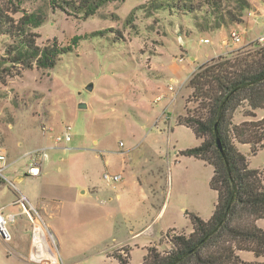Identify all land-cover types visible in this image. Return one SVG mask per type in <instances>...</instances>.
Instances as JSON below:
<instances>
[{
  "label": "rangeland",
  "instance_id": "obj_1",
  "mask_svg": "<svg viewBox=\"0 0 264 264\" xmlns=\"http://www.w3.org/2000/svg\"><path fill=\"white\" fill-rule=\"evenodd\" d=\"M151 2H112L83 19L52 9L48 0H25V11L46 17L34 28L40 45L54 39L68 45L77 35L107 30L80 40L53 70L6 63L11 42L0 36V150L12 162L5 170L11 183L1 185L0 196L46 194L48 212L41 214L55 236H34L29 216H18V229L8 224L11 240L0 237V264H118L114 254L126 248L130 264H141L146 248L161 236L160 248L171 246L169 230L191 232L187 210L211 218L218 201L211 186L214 167L182 154L201 140L177 119L185 112L193 70L213 48L226 51L222 38L232 27L201 32L186 15L151 11ZM249 17V26L235 28L242 35L237 45H264L258 39L264 35L262 11L254 6L245 24ZM206 37L211 42H203ZM180 57L182 62L175 60ZM81 102L87 106L80 108ZM244 110L236 112L235 123L247 119ZM67 125L72 140L57 141ZM238 148L250 167L264 173V148L256 155H249L248 144ZM37 149L48 153L43 173L28 175L29 153ZM106 172L122 178L108 184ZM257 224L264 229V219ZM241 256L249 264L256 260L252 252Z\"/></svg>",
  "mask_w": 264,
  "mask_h": 264
},
{
  "label": "trees",
  "instance_id": "obj_2",
  "mask_svg": "<svg viewBox=\"0 0 264 264\" xmlns=\"http://www.w3.org/2000/svg\"><path fill=\"white\" fill-rule=\"evenodd\" d=\"M24 1L0 0V36L11 42L5 58L11 65L53 70L80 40L104 36L107 32L77 35L68 45L60 44L57 39L40 45L34 28L43 25L46 17L25 11ZM48 1L54 10L88 19L109 3L125 0ZM254 6L252 0H152L149 9L186 15L199 31L213 32L245 24V15ZM139 8L130 12L127 23L132 22ZM19 13L22 15L16 18ZM191 34L193 29L188 35ZM187 87L190 93L185 112L177 122L191 128L201 143L182 154L214 167L211 186L218 193V201L210 219L187 210L191 232L169 230L165 236L171 246L161 249L163 238H160L158 244L146 248L141 264H249L240 252L264 257V229L257 224L259 219H264V173L250 167L249 157L239 150L238 144L250 145L249 155H256L264 148V114L257 115L264 111V45L244 46L208 60L193 73ZM241 107L247 119L235 123L234 115ZM124 251L125 254H114L118 264H130L129 249Z\"/></svg>",
  "mask_w": 264,
  "mask_h": 264
},
{
  "label": "built area",
  "instance_id": "obj_3",
  "mask_svg": "<svg viewBox=\"0 0 264 264\" xmlns=\"http://www.w3.org/2000/svg\"><path fill=\"white\" fill-rule=\"evenodd\" d=\"M182 40V37H180ZM242 40L241 33L238 30H233L230 33L229 38L226 41V44L232 45L238 43ZM259 40L262 42L264 41V36L260 37ZM203 42L208 43L210 40L208 38L202 39ZM179 61H183V57L179 58ZM170 89H173V86H170ZM72 126L67 125L64 136H59L56 138L57 141H71L72 140V133H71ZM52 130V129H51ZM32 156L31 164L28 166L27 174L32 176H40L42 174V164L40 159L46 155V151L43 149L34 150L30 153ZM40 158V159H39ZM8 167V156L6 152L0 151V177L9 181L5 174V170ZM122 178L121 174L111 175L110 173L106 172L104 174V179L108 183H112L114 181H118ZM11 183V182H10ZM13 184V183H12ZM18 203H20L23 207L24 212L29 216L31 221L34 223L35 227V234L34 236H49L55 241V236L51 228L44 226V220L42 218V214L39 209L24 195H18ZM15 220V216L8 218L4 213V208L0 207V231H1V238L5 242H9L12 238V233L8 228V220Z\"/></svg>",
  "mask_w": 264,
  "mask_h": 264
},
{
  "label": "crops",
  "instance_id": "obj_4",
  "mask_svg": "<svg viewBox=\"0 0 264 264\" xmlns=\"http://www.w3.org/2000/svg\"><path fill=\"white\" fill-rule=\"evenodd\" d=\"M252 2H253V4L257 7V9H259V10H261L262 11V16H264V9L262 10V9H260V7H259V4H264V3H262V2H260L259 4H256V2H255V0H252ZM252 16V15H251ZM250 23H251V21H250V17L248 18V24H240V25H231V31H233V30H235V28H239L241 25H246V26H249L250 25ZM221 31H223L222 29H220ZM237 30V29H236ZM231 33V32H230ZM229 36H230V34L227 36V35H225L223 38H222V42H223V46L221 47V48H225L226 49V51L225 52H223V53H217V50H216V48H213V53L212 54H210V53H208L207 55L209 56V58L206 60V61H204V62H202V63H200L194 70H193V72H195L197 69H198V67L201 65V64H203V63H205V62H207L208 60H210V59H212V58H214V57H217V56H219V55H223V54H228V53H230V52H232L233 50H235V49H238V48H241V47H243V46H245V45H247V44H250V43H252L254 40H251V41H249V42H247V43H245L244 45H237V43H235V44H232V45H227L226 44V41H227V39L229 38ZM264 36V35H263ZM241 37H242V35H241ZM260 37H262V36H260ZM259 37V38H260ZM206 38H208V37H206ZM206 38H202V39H206ZM258 38V39H259ZM209 39V38H208ZM210 40V39H209ZM255 40H257V39H255ZM181 41H183V39L181 40ZM210 42H211V40H210ZM209 43V42H208ZM175 60H178L179 61V59L178 58H175ZM193 60H197L196 59V57H194L193 56ZM179 62H182V61H179ZM164 96L163 95H160L159 97H157V100H159V99H161V98H163ZM53 130V128H49L47 131L49 132V131H52ZM38 150V149H37ZM1 151V150H0ZM34 151V150H33ZM3 152H5V151H3ZM29 155H30V153H29ZM31 156V155H30ZM48 156V153L46 152V155L43 157V158H41V164H42V173H43V161H44V159H45V157H47ZM32 161V160H31ZM12 162H11V159L8 157V166H10V164H11ZM31 164V162L29 163V165ZM8 168V167H7ZM0 180H2L3 181V183L5 182L6 183V180L5 179H3V178H1L0 177ZM121 180V179H120ZM3 183H1L0 184V187H1V185L3 184ZM108 183V182H107ZM113 183V182H112ZM108 184H110V183H108ZM83 192H86L85 190L83 191ZM18 195H19V193H15L14 195L13 194H11L10 195V197H9V199H4L2 196H0V207H3L4 208V213H5V215L8 217V218H11L12 216H15V220L13 221V220H8V224H10V225H14V227H15V229H18V227L17 226H19L18 225V223H17V218H18V216H21V215H25L26 213L24 212V210H23V207H22V205L20 204V203H18ZM26 196V195H25ZM46 194H41L40 196H37V197H35V198H30L28 195L26 196L38 209H39V211L41 212V213H43V214H47V212H48V200H47V198H46ZM27 215V214H26ZM27 217H28V215H27ZM30 220V219H29ZM259 220H261V219H259ZM258 220V221H259ZM31 221V220H30ZM257 221V222H258ZM18 230H16V232H17ZM162 237V236H161ZM160 237V238H161ZM242 252H248V251H242ZM242 252H240V255H241V253ZM255 256V255H254ZM242 257V256H241ZM256 258V257H255ZM118 261V260H117ZM255 261H259V262H264V257H262V258H256V260Z\"/></svg>",
  "mask_w": 264,
  "mask_h": 264
},
{
  "label": "water",
  "instance_id": "obj_5",
  "mask_svg": "<svg viewBox=\"0 0 264 264\" xmlns=\"http://www.w3.org/2000/svg\"><path fill=\"white\" fill-rule=\"evenodd\" d=\"M92 88H93V83L88 84L87 89L91 90ZM79 106H80V108H85L87 106V104L85 102H81ZM219 144H220V142H219ZM0 237H1V231H0Z\"/></svg>",
  "mask_w": 264,
  "mask_h": 264
}]
</instances>
